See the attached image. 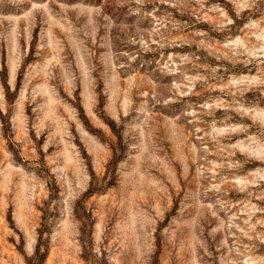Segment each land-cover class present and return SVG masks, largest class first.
Masks as SVG:
<instances>
[{"label":"rangeland","instance_id":"374dc122","mask_svg":"<svg viewBox=\"0 0 264 264\" xmlns=\"http://www.w3.org/2000/svg\"><path fill=\"white\" fill-rule=\"evenodd\" d=\"M0 264H264V0H0Z\"/></svg>","mask_w":264,"mask_h":264}]
</instances>
